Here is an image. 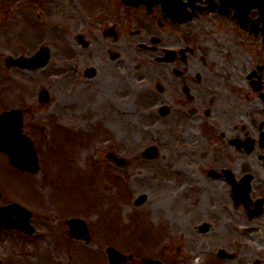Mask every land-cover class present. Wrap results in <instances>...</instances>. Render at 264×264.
Listing matches in <instances>:
<instances>
[{
    "label": "flooded vegetation",
    "instance_id": "af4514ba",
    "mask_svg": "<svg viewBox=\"0 0 264 264\" xmlns=\"http://www.w3.org/2000/svg\"><path fill=\"white\" fill-rule=\"evenodd\" d=\"M80 3L86 23L81 26L77 19V30L70 35L64 26L59 28L61 106L76 99L80 103L86 94L94 108L110 101L127 113L133 110L128 100L137 105L147 101L140 109L134 106V111L147 116L144 130L154 133L156 141L141 147L140 158L159 161L164 148H169L170 157L161 159L170 162L166 188L176 211L170 235L180 230V237H169L163 249L146 257L143 238L127 241L120 236L134 233V227L106 230L103 234L117 237L110 236L104 248L93 237L102 233L98 228H90V238L76 239L65 221L60 232L66 240L65 255L73 262L76 256L78 264H85L92 252L98 255L95 264H147L149 259L154 264H264V0ZM24 46L30 45L15 42L9 53L0 49V114L17 112L22 133L34 141L41 161L34 134L44 127L30 119L32 107L24 94H13L12 87L17 74L48 67L33 71L14 64L47 45L31 46L27 52ZM53 61L50 49L47 63ZM106 63L136 67L130 74L113 76L100 70ZM72 73L75 81L66 83ZM89 81L94 84L85 87ZM44 90L37 97L41 108L53 100L42 94ZM62 126L74 132V127ZM0 153L9 163L1 147ZM128 162L124 157L122 167ZM109 247L120 257L108 255Z\"/></svg>",
    "mask_w": 264,
    "mask_h": 264
},
{
    "label": "rangeland",
    "instance_id": "374dc122",
    "mask_svg": "<svg viewBox=\"0 0 264 264\" xmlns=\"http://www.w3.org/2000/svg\"><path fill=\"white\" fill-rule=\"evenodd\" d=\"M34 4L31 0L0 3L2 53L11 52V45L22 42L30 45L22 47L26 52L31 46L44 44L54 54V61L43 71L17 74L16 85L12 87L16 96L25 95L27 105L32 107L30 119L44 130L34 134L41 153L38 175L27 176L12 168L0 153V192L6 198L0 200V206L9 200L32 209L35 214L32 223L37 230L32 236L20 231H3L0 264H78L76 256L73 262L65 255L66 240L60 234L65 221L75 216L86 219L89 228L102 231L93 237L100 239L104 248L113 235L103 234L106 230L114 232V227L119 225L134 227V233L125 232L120 236L127 241L138 236L143 238V253L152 257L157 248L163 249L169 243V237H180V230H172L170 235L176 211L166 188L171 179L167 174L170 162L161 159L170 157L169 148H164L159 161L144 162L140 158L141 147L156 141L154 133L144 130L147 116L134 111V106L138 109L146 106V100L138 105L128 100L133 110L127 113L110 101L94 108L91 96L86 94L80 103L76 99L73 104L67 102L65 107L61 106L59 95L64 82L58 76L63 67V63H59V33L62 31L59 28L64 26V31L70 35L77 30V19L81 20V26L87 20L81 16L80 0H47ZM11 6L18 9L14 11ZM135 67L132 63H106L100 70L117 76L130 74ZM75 79L72 73L66 83ZM93 84L89 81L85 87ZM43 89L53 100L41 108L37 97ZM62 125L74 127L73 131L78 134ZM110 152L125 157L128 164L118 167L105 160L106 153ZM142 194L147 195V200L141 207L134 206L135 199ZM121 244L126 245V241ZM88 256L86 262L95 264L97 253Z\"/></svg>",
    "mask_w": 264,
    "mask_h": 264
},
{
    "label": "water",
    "instance_id": "95a60500",
    "mask_svg": "<svg viewBox=\"0 0 264 264\" xmlns=\"http://www.w3.org/2000/svg\"><path fill=\"white\" fill-rule=\"evenodd\" d=\"M28 66L39 67L46 63H26ZM0 140L3 151L10 156V162L17 168L38 172V159L33 144L21 134V125L14 122L12 112L0 116ZM153 157V155H152ZM146 196L140 197L136 205H141ZM32 213L18 204H11L0 209V232L4 228L19 229L28 234H33L35 228L30 224ZM74 230L78 225H85L80 219L68 222ZM81 229V226H78ZM86 235V234H85ZM84 235V236H85ZM83 236V238H84ZM111 253V250L108 251Z\"/></svg>",
    "mask_w": 264,
    "mask_h": 264
}]
</instances>
